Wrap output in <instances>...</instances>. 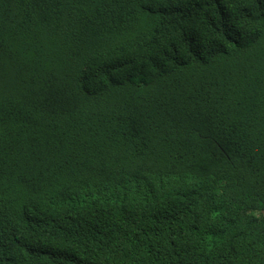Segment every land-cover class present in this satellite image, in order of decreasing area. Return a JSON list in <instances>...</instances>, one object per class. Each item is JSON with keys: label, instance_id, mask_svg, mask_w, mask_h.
Returning <instances> with one entry per match:
<instances>
[{"label": "trees", "instance_id": "trees-1", "mask_svg": "<svg viewBox=\"0 0 264 264\" xmlns=\"http://www.w3.org/2000/svg\"><path fill=\"white\" fill-rule=\"evenodd\" d=\"M0 264H264V0H0Z\"/></svg>", "mask_w": 264, "mask_h": 264}]
</instances>
